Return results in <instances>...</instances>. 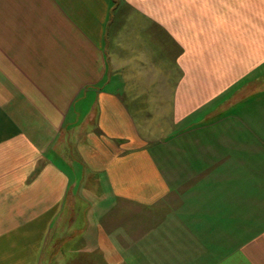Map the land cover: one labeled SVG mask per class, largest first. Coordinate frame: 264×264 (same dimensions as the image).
Instances as JSON below:
<instances>
[{
    "label": "crops",
    "instance_id": "0c3cea01",
    "mask_svg": "<svg viewBox=\"0 0 264 264\" xmlns=\"http://www.w3.org/2000/svg\"><path fill=\"white\" fill-rule=\"evenodd\" d=\"M0 264H264V0H0Z\"/></svg>",
    "mask_w": 264,
    "mask_h": 264
},
{
    "label": "rangeland",
    "instance_id": "374dc122",
    "mask_svg": "<svg viewBox=\"0 0 264 264\" xmlns=\"http://www.w3.org/2000/svg\"><path fill=\"white\" fill-rule=\"evenodd\" d=\"M183 127L184 126H178V125L169 126V129L171 128V131H169V133H167V134H170V136L172 138L171 142H170L171 148H168V147L163 148L164 152H161V149H157L155 152L157 159L160 161L161 165L164 166L166 169L169 167L173 168L174 165H176V166L179 165L178 162L180 160L185 159L183 157H180L182 154L179 151H177V149H176V145H178L180 142V141L178 142V140H179L178 134L183 129ZM193 127H194L193 125L188 126V129H193ZM189 132L193 133V130H189ZM165 133L166 132H164V136L166 135ZM182 142H183V139H182ZM167 149H169L171 154H175V156H168V154H166Z\"/></svg>",
    "mask_w": 264,
    "mask_h": 264
}]
</instances>
